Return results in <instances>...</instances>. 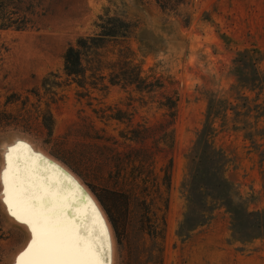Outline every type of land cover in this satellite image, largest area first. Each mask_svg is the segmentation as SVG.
I'll list each match as a JSON object with an SVG mask.
<instances>
[{
  "label": "rangeland",
  "instance_id": "1",
  "mask_svg": "<svg viewBox=\"0 0 264 264\" xmlns=\"http://www.w3.org/2000/svg\"><path fill=\"white\" fill-rule=\"evenodd\" d=\"M158 1L43 0L46 13L34 28L1 32L0 172L21 142L59 163L100 208L112 237L110 264H264V0H180L167 9ZM106 15L134 30L124 44H107L104 60L117 64L127 47L141 77L161 80L163 89L139 94L110 86L104 71L106 90H58L48 131L42 116L49 100L28 92L49 74L62 81L66 50L96 34ZM174 93L172 122L158 104ZM12 94L20 99H7ZM215 101L223 110L211 120L209 144L222 157L230 201L206 182L197 192L206 166L191 161ZM142 157L149 159L145 170L129 160ZM2 192L0 186V264H16L31 236L4 211ZM160 218L161 241L148 234Z\"/></svg>",
  "mask_w": 264,
  "mask_h": 264
},
{
  "label": "trees",
  "instance_id": "2",
  "mask_svg": "<svg viewBox=\"0 0 264 264\" xmlns=\"http://www.w3.org/2000/svg\"><path fill=\"white\" fill-rule=\"evenodd\" d=\"M173 2H180V0H160L158 4L162 9H167L175 5ZM42 3L43 0H0V34L7 30L22 32L34 28L36 18L46 13V9H43ZM98 22L99 23L95 24L97 29L96 34L78 38L75 44L66 50L63 56L62 69L64 79L60 81L61 77H58L57 74H49L41 81L39 88L32 89L28 92V94L35 99L49 100L46 106L47 109L42 116L43 126L48 131L52 129L54 124L49 105L62 99V95H59L58 90L71 84H75L81 89H85V87L89 85L94 89L97 86H101L100 90H106L107 86L102 84L106 79V76L103 75L104 71L109 72L107 77L109 78L108 84L110 86H133L139 94H148L155 90L163 89L161 80L156 79L154 82L148 83L146 78L141 77V69L138 65L134 64L132 58L133 53L127 47H123L119 50L118 58L121 61L117 64H110L104 60L101 51L106 48V45L109 43L124 44L126 40L132 36L134 28L129 23L119 18L108 17L107 15L99 17ZM1 50L2 46L0 45V61ZM116 67L117 69H115ZM255 72L258 74L256 70ZM87 73H89V75H87ZM243 78H245V76L240 77L238 80V85L242 88L244 87L242 85ZM263 78L253 79L257 87H259ZM40 90L42 93H40ZM7 99H15V101H17V99H20V96L12 94ZM24 99H29V97H25ZM177 101V95L174 93L173 96H163V99L158 104L160 109L166 111L165 116L170 118L172 122L176 116ZM222 110L223 103L220 101L209 104L203 128L197 134L193 146L192 152L194 156H192L191 161H198V163H202L206 166V169L200 175L202 182L197 186V192H202V189L205 188L208 189V187H204L203 185V183L206 182L212 186L211 189H219L218 192L225 196L224 198H226V200L230 201V199L226 197V193L229 192V187L220 174L222 157L220 154L213 151L209 144L211 120L219 115ZM128 140L133 142L137 139H135L134 136H130ZM170 146H172V141ZM129 160L131 163L140 165L143 170L149 167L148 157H142L141 159L137 158L135 160L131 158ZM126 184L130 186L133 185L132 181H128ZM122 198H125V200L127 199L123 197V195ZM153 200H151V202L154 207L155 204ZM164 207L166 209V204ZM245 215L249 217L250 213H246ZM233 216L235 218L238 215L235 213ZM148 226L150 230L148 234L154 239H159L161 241L164 233V219L160 218L158 224L154 227H152L151 224ZM1 240H3V235L0 234V241Z\"/></svg>",
  "mask_w": 264,
  "mask_h": 264
},
{
  "label": "snow or ice",
  "instance_id": "3",
  "mask_svg": "<svg viewBox=\"0 0 264 264\" xmlns=\"http://www.w3.org/2000/svg\"><path fill=\"white\" fill-rule=\"evenodd\" d=\"M4 162L3 203L31 236L16 264H110L102 219L77 185L22 143L7 151Z\"/></svg>",
  "mask_w": 264,
  "mask_h": 264
},
{
  "label": "bare ground",
  "instance_id": "4",
  "mask_svg": "<svg viewBox=\"0 0 264 264\" xmlns=\"http://www.w3.org/2000/svg\"><path fill=\"white\" fill-rule=\"evenodd\" d=\"M22 143V142H21ZM23 144V143H22ZM26 145V144H24ZM27 146V145H26ZM28 147V146H27ZM28 149L31 150L32 153L36 154V155H39L41 157H43L46 161H48L50 164L54 165L56 168H58L61 172H63L69 180H71L75 185H77L79 187V189L83 192V194L87 197V199L89 201H91L92 205H94V207L96 208L97 212L99 213L101 219H102V222H103V226L104 228L106 229L107 231V237H108V244L110 246V252H111V245H112V237H111V233H110V228L100 210V208L98 207L97 203L95 202V200L91 197V195L80 185V183L70 174L68 173L65 169H63L61 166H59L58 164L59 163H54L52 160L48 159L46 156H44L43 154L41 153H35L32 151V149L30 147H28ZM85 212H88V209L86 207V205L84 204H81L80 206Z\"/></svg>",
  "mask_w": 264,
  "mask_h": 264
},
{
  "label": "water",
  "instance_id": "5",
  "mask_svg": "<svg viewBox=\"0 0 264 264\" xmlns=\"http://www.w3.org/2000/svg\"><path fill=\"white\" fill-rule=\"evenodd\" d=\"M3 209H4V208H3ZM4 211H5L6 214L10 217V219H13V218H11V216L8 214V212L6 211V209H4ZM16 223H17V222H16ZM17 224L20 225L21 227H23L22 224H19V223H17ZM28 243H29V240H27L26 243L24 244V246L19 250V252H18L17 255H16V258H17V256H19V255H20V254L26 249Z\"/></svg>",
  "mask_w": 264,
  "mask_h": 264
}]
</instances>
